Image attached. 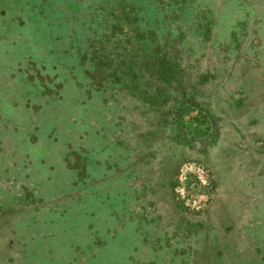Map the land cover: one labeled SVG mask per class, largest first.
Here are the masks:
<instances>
[{
  "label": "rangeland",
  "instance_id": "1",
  "mask_svg": "<svg viewBox=\"0 0 264 264\" xmlns=\"http://www.w3.org/2000/svg\"><path fill=\"white\" fill-rule=\"evenodd\" d=\"M128 1L137 56L167 57L208 103L182 110L176 137L145 70L156 107L125 86L97 99L100 112L72 103L107 68L118 78L99 40L96 60L84 56L102 29L89 14L109 21L118 0H0V264H189L192 250L202 264H264V0ZM84 122L99 125L93 166ZM129 138L138 155L109 177L129 163ZM90 167L100 179L88 189ZM141 170L147 204L124 188ZM250 238L260 249L247 261Z\"/></svg>",
  "mask_w": 264,
  "mask_h": 264
},
{
  "label": "trees",
  "instance_id": "2",
  "mask_svg": "<svg viewBox=\"0 0 264 264\" xmlns=\"http://www.w3.org/2000/svg\"><path fill=\"white\" fill-rule=\"evenodd\" d=\"M117 8H118L117 11L112 16H110L109 21L104 20V18H102V19L96 18V15H98V13H96V12H91L89 14V16H88L89 21L91 23H96L98 25L100 24L102 29H101V32L99 34L96 31L93 33V40H92V44H91L92 46H89L88 42H87L86 47L84 49V56L87 57V59H89L90 61L96 60L94 53H95L96 42L98 43V40H99V47L104 52L103 54H105L108 58L113 59V61H115V59H117L118 63L122 64V66L121 65L119 66V67H122V69L119 72V75H117L118 78L115 77L116 73H117V72L115 73V71H118V68H115V69H111V67L107 68L108 71L104 74V76L102 75V78L98 79L100 81V84L96 88L92 86V90H91L92 93H87V90H86V94L87 95L89 94V96H90V97H87L89 99L86 101L83 100L85 88H81V91H84L83 94H82V92H78V93L83 98H80V100H78V99L73 100L72 99V103L76 102V104H78L79 106L84 105L85 108L89 107L88 109H92V110H96V111L100 112V110H99L100 106H98V104L101 103V100L97 101V99L101 98V95H103L104 92H106V91H111L109 94V97H111L116 92V90L118 91L120 88L122 89L125 86L128 88L131 87L132 88L131 90L135 93L137 91H140L139 93H137V95L140 97V99L151 104L152 106L156 107L155 99L152 96L150 98V95H148V93L142 92L140 85H139L140 84L139 81H141V79L143 78L141 75L142 74L141 71L145 70L154 79V81H153V79H151L152 81L150 83H154L156 81V83L153 87V91H154L153 93L157 94V96L159 95V99L161 102L160 105L163 106L165 104H170V105H168V107H169L168 113L171 117H169L168 121H169V125L171 126L173 132L175 133V137H176L177 135H180V130H182V128L180 126V114H181L182 110L188 106L198 109L201 104H203V103L207 104L208 102H201V101L196 100L194 95L188 94V89L184 86V84H182L181 82H178L174 79L176 77V74H177L176 66L167 57L159 56V57L148 58V57L143 56V55H141V57L137 56L140 53L138 51H136L135 49L139 44L140 33H139L138 25H137V20L135 19L134 8L132 7L131 2L128 0H118V7ZM100 10H104V8H101ZM102 22H103V25H104V23H106V27H102ZM116 32H118V33L123 32V35H120L118 37L117 36L118 34H116ZM123 39H126L125 41H127V40L132 41V43L129 46V49H133L134 54H131L130 52H128L126 54V49H124V47H126V46L128 47L129 44H125L124 43L125 41ZM105 48H107V49H105ZM105 50H107V52ZM111 51L115 52L116 54L112 53ZM114 55H116L115 58H114ZM109 61H111V60H109ZM111 63H112V61H111ZM135 67H137L138 69L140 68V69L134 70ZM114 78L118 79V80H115ZM95 80L96 79L94 78L90 82V84H93V81H95ZM172 82H176L178 85L171 87L170 90L174 89V90L181 93L179 98H177V99L174 98V101L171 100L172 99V93L168 94L169 89L165 88V87L169 88V86L172 84ZM91 91H89V92H91ZM153 103H155V104H153ZM115 105H118V102H116ZM82 124H84L85 128L88 129L89 138L94 139V136L97 135V133H98L97 129H98L99 125L96 124L95 122H92V124L90 122L89 123L84 122ZM96 131H97V133H94ZM127 131H128L127 132L128 134L127 133L126 134L128 136H130L131 132L129 130H127ZM123 133L125 134V131H123ZM120 139L123 140V138H120ZM130 139L131 138L126 139V140L124 139V143H125V145H127V149L125 151L126 154H125L124 158L129 163L127 165H125V167L122 170L119 169V170L114 171V173L109 177L114 176L117 179V177L122 172H124V173H122L123 175L120 177H124L125 174H127V172H125V171L127 169H129V166L131 164V158L134 157L135 154H136V156L138 155V151L136 150L135 146H134L133 150L130 148V143L128 141ZM96 144H97V139L95 138L94 144H93L94 147H96ZM94 147L92 148L93 152L91 154L89 152L86 153V157H85V159L88 160V163H90L91 166H93L92 164H94L95 162H96L95 164H99L97 162L98 160L95 159L97 157V153H99V151H97L98 150L97 147L96 148H94ZM129 155H130V157H129ZM139 158H140V160L142 159V157H139ZM139 158H138V160H139ZM89 170H90L88 173L89 184H87L88 189L93 188L94 185H95L94 187H96V184H97L98 180L100 179V178L96 177L97 172L93 171L94 168L90 167ZM149 171H151V170H149ZM141 172H142V170L135 172L132 175H130V173H128V175H130V179H131L132 183L128 184V185H124V188L128 189L127 190L128 193H130L131 190H134L135 194L140 192V190L143 191V192H141L143 195L142 197L144 199L142 201V203L147 204V203L151 202L152 197H153V192H151V189H152L151 178H152V176H151V174H149V175H146V177H145L144 175L141 174ZM168 183H169V181H168ZM152 184H153V182H152ZM170 185L171 184L169 183V187H170ZM94 190H95V188H94ZM134 209H136V207ZM135 212H137V210H135ZM253 239L254 238H250L248 240L249 241V252H248L249 257L247 256V258H245V256L243 254H241L240 252H237L238 254L236 253L235 258H237V259L238 258H240V259L245 258L247 261L252 260L250 257H252L255 250L260 249V245L256 243L255 239L254 240ZM192 251H193V253H189V257L187 258V261L189 262V264H202L201 261H199L200 260L199 259L200 258L199 253L195 250H192ZM218 254H219V252L217 251V255ZM215 257H217V259H218V256H215ZM141 260L142 259L139 258V259L135 260L133 262V264H141V262H142ZM226 262L228 263V261H226V260H224V261L221 260V261H219V264H226ZM203 264H205V262Z\"/></svg>",
  "mask_w": 264,
  "mask_h": 264
}]
</instances>
